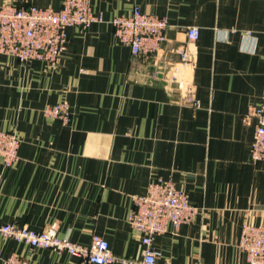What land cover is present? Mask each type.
I'll list each match as a JSON object with an SVG mask.
<instances>
[{
	"label": "crops",
	"instance_id": "obj_1",
	"mask_svg": "<svg viewBox=\"0 0 264 264\" xmlns=\"http://www.w3.org/2000/svg\"><path fill=\"white\" fill-rule=\"evenodd\" d=\"M8 0H0L5 2ZM102 22L67 29L55 65L0 54V131L20 138L19 157H0V223L43 230L88 245L93 233L118 257L141 264L142 235L128 220L133 198L171 179L201 206L193 222L154 238L174 264H249L243 224L264 223V160L252 158L264 95V0H91ZM59 9L61 0H18ZM143 12L166 16L160 49L135 57L111 20ZM197 26L193 78L200 106L182 101L166 68ZM66 103L71 119L45 114ZM12 254L34 264H78L66 252L0 237V264ZM106 264H125L120 261Z\"/></svg>",
	"mask_w": 264,
	"mask_h": 264
},
{
	"label": "built area",
	"instance_id": "obj_2",
	"mask_svg": "<svg viewBox=\"0 0 264 264\" xmlns=\"http://www.w3.org/2000/svg\"><path fill=\"white\" fill-rule=\"evenodd\" d=\"M104 16L95 13L91 0H61V7L53 9L35 4L20 5L18 0L0 2V54L15 56L20 62L41 60L55 65L67 49V29L79 26L90 28L102 22ZM115 36L128 45L135 57L156 53L166 39L169 21L166 16L143 12L135 6L131 14L114 17L111 20ZM200 36L197 26L187 28L188 42L177 48L179 61L166 68L169 81L181 86L182 101L198 107L196 83L193 78L197 59L195 41ZM45 114L69 123L71 112L66 103L47 105ZM257 120L255 137L252 142V158L264 160V95L257 106H251L246 120ZM20 138L15 132L0 131V157L6 166H11L19 157ZM129 213L130 224L142 235L141 264H174L162 260V253L154 246V238L167 232L171 224L179 228L193 222L201 211V206L193 203L186 191L177 187L171 179L158 178L150 183L143 195L133 198ZM0 237L24 242L33 248H48L59 253L76 256L78 264H106L120 261L137 264L135 260L121 258L113 254L108 241L93 233L88 245L73 242L62 236L58 224L53 222L43 230H33L16 222L0 223ZM240 247L245 251L249 264H264V223L246 221L242 227ZM3 264H34L19 254H12Z\"/></svg>",
	"mask_w": 264,
	"mask_h": 264
}]
</instances>
